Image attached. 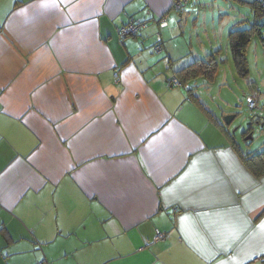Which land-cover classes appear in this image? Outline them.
<instances>
[{
    "label": "crops",
    "instance_id": "0c3cea01",
    "mask_svg": "<svg viewBox=\"0 0 264 264\" xmlns=\"http://www.w3.org/2000/svg\"><path fill=\"white\" fill-rule=\"evenodd\" d=\"M192 1L0 0V264H264V174L165 38Z\"/></svg>",
    "mask_w": 264,
    "mask_h": 264
},
{
    "label": "rangeland",
    "instance_id": "374dc122",
    "mask_svg": "<svg viewBox=\"0 0 264 264\" xmlns=\"http://www.w3.org/2000/svg\"><path fill=\"white\" fill-rule=\"evenodd\" d=\"M195 0L187 2L186 12L190 13L188 20L182 23L178 37L170 36L176 44L187 46V59L204 57L214 49L221 47L220 66L212 81L201 85L204 77L198 78L199 88L205 103L215 114L214 122L221 124L230 131L233 140H238L243 149L258 152L264 149V40L259 35L254 36L248 48V74L243 76L235 64L229 43V29L236 27V16L247 12L246 23L253 22V13L249 4L237 0ZM172 13H179L172 10ZM171 15V21L173 19ZM169 19V16H168ZM199 23L195 29L193 22ZM239 26V25H238ZM264 36V33H263ZM257 96V98H256ZM257 99L252 107L250 99ZM225 115H232L231 124L225 123ZM245 125L256 129L254 135L246 140ZM229 128V129H228Z\"/></svg>",
    "mask_w": 264,
    "mask_h": 264
},
{
    "label": "trees",
    "instance_id": "16d2710c",
    "mask_svg": "<svg viewBox=\"0 0 264 264\" xmlns=\"http://www.w3.org/2000/svg\"><path fill=\"white\" fill-rule=\"evenodd\" d=\"M252 11L254 19L252 23L245 27L238 26L236 29L230 30L229 32L232 56L237 69L243 76H246L249 71L248 48L252 39L254 36L259 35L262 40H264V0H253ZM245 22L246 21H243L242 25L245 24ZM220 51L221 50L211 52L205 57L196 59L177 71L182 79V84L186 85L200 77L212 81L221 63V59L219 58ZM194 89L193 86L189 85V93L193 98L192 100L214 120L216 117L214 112L208 108V105L201 96L193 91ZM229 139L234 144V140L232 138ZM235 146L240 149L238 145ZM238 152H240L242 157L251 160V165H253L252 167L257 175L260 176L264 174V149L258 152H242L241 150Z\"/></svg>",
    "mask_w": 264,
    "mask_h": 264
},
{
    "label": "built area",
    "instance_id": "2783aa9c",
    "mask_svg": "<svg viewBox=\"0 0 264 264\" xmlns=\"http://www.w3.org/2000/svg\"><path fill=\"white\" fill-rule=\"evenodd\" d=\"M186 0H177V3L175 4L176 5V9L177 8H181L182 5L185 3ZM166 16H163L160 18L159 22L162 24V25H165L166 24ZM146 26V22H142V21H131L130 23H128L127 25L123 26L120 28V33L123 36H127V35H130V34H136L138 33V31L142 28V27H145ZM157 38H158V43H157V46H156V49L157 50H161L162 48V45H161V41H162V36L160 33L157 34ZM118 77V74L116 75ZM172 84H181L180 81L176 78V77H173L170 81ZM250 104L252 107H255L256 104H257V100L254 98V99H250ZM161 236V235H159ZM37 264H44L42 262H39Z\"/></svg>",
    "mask_w": 264,
    "mask_h": 264
},
{
    "label": "flooded vegetation",
    "instance_id": "af4514ba",
    "mask_svg": "<svg viewBox=\"0 0 264 264\" xmlns=\"http://www.w3.org/2000/svg\"><path fill=\"white\" fill-rule=\"evenodd\" d=\"M245 127H246V130L243 132L244 133V137L245 138H247L248 137V135H250L251 133H253L252 134V136L254 135V133H255V131H256V129H254L253 128V126H251V125H245ZM249 138H247L246 140H248Z\"/></svg>",
    "mask_w": 264,
    "mask_h": 264
},
{
    "label": "water",
    "instance_id": "95a60500",
    "mask_svg": "<svg viewBox=\"0 0 264 264\" xmlns=\"http://www.w3.org/2000/svg\"><path fill=\"white\" fill-rule=\"evenodd\" d=\"M232 117H233L232 115H225V123L228 124V125L231 124ZM252 134L253 133H251L250 135H248L247 138H251L252 137Z\"/></svg>",
    "mask_w": 264,
    "mask_h": 264
}]
</instances>
